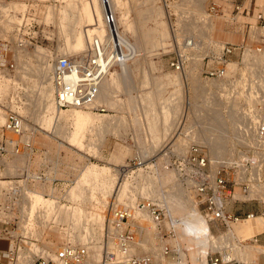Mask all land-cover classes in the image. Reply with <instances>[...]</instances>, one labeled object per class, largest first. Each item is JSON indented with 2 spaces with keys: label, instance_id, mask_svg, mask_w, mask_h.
<instances>
[{
  "label": "rangeland",
  "instance_id": "1",
  "mask_svg": "<svg viewBox=\"0 0 264 264\" xmlns=\"http://www.w3.org/2000/svg\"><path fill=\"white\" fill-rule=\"evenodd\" d=\"M81 1L0 0V6L15 4L13 8L0 11V41L9 44V54L14 62L13 68L4 63L0 66V76L4 80L0 87V141L15 136L6 128L13 113L22 117L24 134L31 140V149H21L16 155H0V180H7L0 183V190L15 180L23 168L34 173L44 172L50 178L28 184L26 194L31 195L36 203L32 206L30 202L32 208L27 213L33 221L20 223L17 227L18 233H23L22 228H25L33 237L23 251L31 260L35 259L34 254L55 259L64 245L71 243L87 248V264H99L105 226L95 224V214L104 215L108 220V215L113 216L115 206H131L114 197L115 189L129 186L136 192L135 202L149 198L164 205L159 202L163 198L156 189L173 185L176 177L169 171L170 167H164L162 156L159 158L161 149L175 134L177 126L184 129L179 135L183 138V146L196 142L185 141L187 133L193 137L199 135L202 140L208 134L200 123L203 112L196 102H201V96H194L192 78H197L201 85L206 84L207 93L224 86L223 95L217 101L222 107L229 105V97L250 110L253 91L257 94L262 91L264 97V31L260 30L256 19L257 13L264 9V0H255L253 15H245L241 9L234 16L231 0H212L222 7V13L209 17L210 26L204 14L209 0H189L186 6L191 9L186 10L177 7L183 6L187 0H123L124 9L129 10L128 22L123 24L120 21L122 10L116 8L117 27L120 35L136 46L138 56L126 62L125 69L110 67L109 72L118 78L111 95L117 100L115 105H107L99 97L98 103L106 108L104 112L77 109L96 124L111 123L93 129L91 137L84 139L82 146L78 147V143L68 141L64 133H59L65 126L62 121L73 108L59 111L63 124L60 122L53 128L51 123L45 122L46 111L40 99L44 87L49 89L53 98L50 73L56 57L81 54L73 52L69 46L76 26L72 28L66 20V17H72V5ZM160 7L165 8L164 12L156 17ZM243 7L252 10L250 0H246ZM185 21H193L191 29H182ZM103 29L106 34L104 25ZM93 35L100 37L98 34L88 37L86 48ZM245 36L247 48L242 55L231 59L228 78L207 79L201 74L203 58L209 48L216 49L226 42L237 43ZM189 37L198 41L197 47L185 45ZM258 46L262 48L256 52ZM177 49H181L187 58L181 73L174 72L168 64ZM182 87L183 93L179 94L178 89ZM170 121L172 123L167 126ZM232 138V129L229 128L225 141L227 148L234 146ZM140 148L148 149L145 161L137 153ZM138 160L143 163L137 167ZM128 164L130 169L125 177L120 178L119 169ZM190 194L184 190L185 199L192 208L179 209L169 198L165 199L178 212L175 215L182 217L192 212L196 199L193 193ZM148 222L152 233L143 235L144 239L153 241V246L148 249L136 247L137 253L158 250L156 228L152 221ZM131 224L137 227V239H143L135 218ZM6 246V241L0 240V249ZM38 247L46 252L40 253ZM255 261H264V254L259 253ZM0 264L11 263L0 254Z\"/></svg>",
  "mask_w": 264,
  "mask_h": 264
},
{
  "label": "built area",
  "instance_id": "2",
  "mask_svg": "<svg viewBox=\"0 0 264 264\" xmlns=\"http://www.w3.org/2000/svg\"><path fill=\"white\" fill-rule=\"evenodd\" d=\"M105 1L104 22L110 37L105 40L94 37L89 42V50L84 54L76 57L58 56L54 61L50 79L54 104L58 108L78 107L104 112L106 108L97 102V95L106 67H119L138 56L129 45V39L124 35L119 37L115 13L108 1ZM242 2L232 0L233 16L240 12ZM254 4L255 0H250L252 10L243 8L241 13L253 15ZM205 11L211 18L221 14L222 7L209 0ZM256 19L260 26H264V9L257 13ZM245 40L246 36L237 43L226 42L216 49L209 48L203 58L201 74L207 79L228 78L229 61L243 54L247 48ZM189 42L187 40V44ZM261 48L258 46L255 51ZM186 62V55L181 49L174 51L168 60L170 68L179 73L184 71ZM8 66L13 68L12 63ZM251 109H254L252 116L243 124V139L246 143L238 141L231 158L217 159L215 162L205 144L194 142L184 152L174 151L170 145L162 151L165 166L173 169L178 179L192 190L196 199L195 206L212 234L219 237L231 232L226 245L206 249L204 264H264V261L243 262L231 256L234 246L242 247L247 242L255 244L259 241L264 245V231L256 232L246 239L233 232L234 226L241 220L253 219L258 214L264 218V101ZM6 125L15 136L0 141L2 155H16L21 149H31L30 136L24 134L20 115L13 113ZM21 171L15 180L0 190V224L5 226L3 236L8 240L7 249L0 251V254L11 264H19L20 258L30 261V264H86L88 250L79 244L67 243L55 255V259L34 254L35 259L31 260L29 254L24 256L28 240L33 241L31 233L26 229L23 233L17 232L20 223L33 221L27 215L30 200L25 190L31 182L48 181L50 178L44 172L34 173L27 168ZM136 210L147 213L153 222L160 255L164 259H168L171 264H193L189 256L190 244L179 236L187 220L171 214L167 207L149 198H142L133 206H115L113 216H108L103 230L99 264L154 263L151 253L136 252L137 227L131 224ZM185 236L189 237L190 234ZM200 259L201 256L195 264H201Z\"/></svg>",
  "mask_w": 264,
  "mask_h": 264
},
{
  "label": "bare ground",
  "instance_id": "3",
  "mask_svg": "<svg viewBox=\"0 0 264 264\" xmlns=\"http://www.w3.org/2000/svg\"><path fill=\"white\" fill-rule=\"evenodd\" d=\"M103 1H104V4L107 5L106 1L105 0H103ZM103 1L102 0H82L80 3H75L72 5V13H73L72 17H70V16L66 17L65 16L68 24L70 26H72V28H74L76 26L74 29V33L71 36V40L69 41V44H70L69 46L73 52L76 51V52L81 53L80 55H82L89 50V42L94 37H98L101 40H105V39H108L110 37L109 33L107 32V29H106V34H103L105 31L103 29V25L105 26ZM107 1H108V4H109V6L113 12L116 8H119L120 10H122V11H120L119 19L123 24H127L128 16H129L128 15L129 10L127 7H126V9H124L125 8V1H123V0H107ZM132 1L135 2L137 0H132ZM245 1L246 0H243L240 10L244 8L243 6L245 5ZM188 2H189V0H187L183 6L177 7V8H179L178 10L191 9L189 6H186ZM231 3H232V0H231ZM14 5L15 4H12L10 6V4L3 3L0 6V11H6L10 8H13ZM164 9H163V7H160L157 11L156 17L160 12H164ZM247 9H250V8H247ZM191 11L192 10H190L189 13H191ZM204 14L206 16V20L209 21L207 23L208 26H210L211 22H210V20H208L209 17L206 15V12ZM253 14H254V10H253ZM188 22L185 21V23H182L183 24L182 25L183 30H188L189 28L190 29L192 28L191 25H192L193 21L189 22V23ZM193 25H195V24H193ZM77 26H78V29H77ZM116 28L118 30L117 21H116ZM260 30L264 31V26H261ZM92 34H98V35H100V37L93 35L91 40L88 41V46L86 48L87 39ZM118 35H119V37H121L119 30H118ZM187 40L190 41L189 42L190 45L187 44ZM187 40L185 41V45L187 47H191V48L197 47L196 45H197L198 41H196L193 37H189V38H187ZM20 42H22V41H20ZM129 45L132 46L135 51H137L136 46L132 45L130 42H129ZM59 56H65V55H59ZM77 56H79V55H77ZM2 60L3 59H0V66L2 65ZM229 63H231V61H229ZM4 65H5V63H4ZM120 66L122 67V69H125V63H122ZM109 70H110V68L107 69V67H106L105 75L109 73L110 76L106 77L104 75V78L102 79V81L99 85L97 102H99V97H100V99L105 101V103L107 105H115L117 100L116 101L113 100L111 95H112V92L114 91L113 89L115 88L117 76L115 77L113 74H111L109 72ZM174 72H176V71H174ZM124 73H126V72H124ZM176 73H179V72H176ZM175 75H177V74H174L173 76H175ZM178 75H180V74H178ZM50 81H51V79H50ZM2 82H4V80H2L1 76H0V87L2 85ZM191 83H192V90L194 92V96L195 95H197V97L201 96V102L197 101L196 104H199L201 106V110L203 112L202 113L203 118L201 119L200 123H202L201 126H203V128L208 131V134L202 140L199 137V135L193 137L192 135L187 133L186 138H188V139L185 141L189 142V139H190V141L191 140L196 141L194 143L199 142V143L205 144L209 149L210 157L215 162L217 159L233 157V155L235 153V146H236V144H238V141H240L242 143H246V141L243 139V137H244L243 131L245 129V125H243V124L246 123L245 121L248 119L249 116L250 117L252 116L254 109L249 110L248 106H246L245 108L248 109V111H247L245 108L241 107L243 104L239 105V102H237L236 99L229 98V97L227 99V101L229 102V105H227L226 107H222L220 105H217V101H219L221 99V95H223V90L225 89L224 86H220L219 89L215 92L207 93L206 87H205L206 84L201 85L197 78H192ZM183 87H184V85H183ZM183 87L178 89L179 94L181 92L183 93ZM51 91L53 94V87H52ZM253 93L257 94L256 91H253ZM255 94H253L254 100L251 102L252 107H255L257 104H259V100H262V102L264 101L262 91H258L257 95H255ZM51 96L52 95L49 92V89H47V87H44V91L42 93L40 101H42V103L44 102L43 108H45V111H46L45 112L46 116L44 117L45 122L51 123L53 125V128H54L55 125H56V127L59 126L60 125L59 123L62 121V118L60 117L59 111H62L64 109H68V108H58V107L54 106L55 105V104L53 105L54 100ZM71 108H73V109L68 113L65 120L62 121L65 124L64 129L60 130L59 133H60V135L64 133V135L68 139V141L78 143V145H77L78 147L82 146L81 142L84 139H88L91 137L93 129H95L96 127L103 128V127L111 125V123L96 124V122L93 119H91L88 115L77 110V109H82V108L70 107V109ZM87 110H89V109H87ZM90 111L92 112L93 110H90ZM170 120H172V119H170ZM171 123H172L171 121L168 122L167 126H170ZM182 128L183 127L179 128V126H177V128L175 129V134L173 136H170L169 140L163 146L161 151H163L164 147L168 146V145H170L173 148V150L177 151V152H184L186 150L188 145L183 146L182 145L183 138L179 137V135L182 134V130H184ZM229 128L232 129V136H233L232 140L234 143V146L232 145L231 148H227L225 146V141L227 140V137H228ZM65 129H66V132H64ZM198 132H200V130ZM202 133L204 134V131ZM149 151H150V149H149ZM147 152H148L147 148H140L137 153L140 156L139 158H141V159H143V161H145L146 160L145 158L147 157V155L145 153H147ZM0 155H2V154L0 153ZM161 156L162 155H160L159 158H161ZM162 158H163L162 160L164 163V167L166 169H169V167L165 166V163H166L165 158L163 156H162ZM142 163H143L142 161H139L135 165L138 167V166H141ZM92 167L94 168L95 166H92ZM123 167L124 168L119 169L120 178L125 177V174L130 169V165L129 164L124 165ZM169 171H172L174 173V175L176 177L175 178L176 183L174 182L173 185H170V186L166 187L165 189H162L161 187H159V188L157 187L156 190L160 194V197L163 198V200L159 199V202L164 204L167 207V209L170 211L171 214L175 215L178 212H176L166 202L165 199L169 198L171 200V202L174 204V206L178 207L179 209H184V208H189V207L192 208V206H189V204L187 203V201L185 199L184 190L189 194L193 193V192L188 187V185L182 183L178 179L177 174L174 172L173 169H170ZM3 182H7V180L5 181V180L1 179L0 183H3ZM8 182H9V180H8ZM26 190H27V188H26ZM26 190H25V194H26ZM114 191H115V196H114V194H113V196L115 198H118L120 201H123V202H128L131 206L134 204V202L136 200V192H134L131 188H129V186L122 187L120 190L115 189ZM26 195H27L28 199L30 200V202L32 201V206H33V203H35V202H33L34 198L31 195H29L28 193ZM192 195H194V194H192ZM36 198H38V196H36L35 199ZM29 205L30 206L28 207L27 213H29L31 208H32L30 203H29ZM195 205H196V201L194 200V205H193V209H192L191 213L185 214V216H182V217L176 215L182 219L187 220V222L183 225L182 229L180 230L181 234H179V236L181 237L182 240L186 241V243L190 244V245H188V247L190 249L189 250V256H190V259L193 262V264H195L197 258L198 257L200 258V256L202 257V259H200V263L204 264V262H205L204 252L206 251V249L209 247L213 248L214 246L218 247V246H222L224 244L226 245V243H228L227 237L231 238V232L229 234L223 233L219 237H216L215 235H213L212 232L209 230L207 223L204 222V220L200 216V213L197 210ZM109 210H108V213L110 212ZM95 218H96V222H97V223L95 222V224H101L102 226H106L107 218L104 215L96 213ZM133 218L136 219V224L139 227V229H138L139 233L143 237V239H139V238L137 239V237H136V239H137L136 247L139 249H148L149 247H152L153 241H148L147 239H144L145 237L143 235V234L152 233V227L148 222L149 220L151 221L150 217L144 211L136 210ZM151 223H153V222H151ZM24 227H25V225H24ZM22 230H25V228H22ZM260 231H264V218L262 215L258 214L253 219H246V220L239 221V223L234 226L233 232H235L238 235L245 237V239H246V238L251 237L254 233L260 232ZM137 234H138V232H137ZM189 234L191 236L190 238L185 236V235H189ZM155 237H156V234H155ZM157 241L159 242V240H157ZM38 249H39L40 253L46 252V250L44 248L38 247ZM21 253L22 252H19V254H21ZM201 253H202V255H201ZM259 253H264V245L263 244H261V243L253 244V243L247 242L242 247H235L234 246L232 249V252H231V256H233L234 258H237L239 261H243V262L255 261V259L257 258V255ZM151 254L154 257V263L153 264H171L170 261L165 260L160 255V245L159 244H158V250H156L155 253H151ZM54 258H55V256H54ZM87 262H88V255H87L86 264H87ZM19 264H30V261H26V259L20 258Z\"/></svg>",
  "mask_w": 264,
  "mask_h": 264
},
{
  "label": "crops",
  "instance_id": "4",
  "mask_svg": "<svg viewBox=\"0 0 264 264\" xmlns=\"http://www.w3.org/2000/svg\"><path fill=\"white\" fill-rule=\"evenodd\" d=\"M8 45L9 44L4 42L3 40L0 41V59H4L2 61V63H5V65H9L11 63L14 64L11 54H9V46ZM4 227L5 226H3V225H1V227H0V240L6 241L7 246H6V248L0 249V251L5 250L8 247V240L3 236L4 230H5Z\"/></svg>",
  "mask_w": 264,
  "mask_h": 264
}]
</instances>
